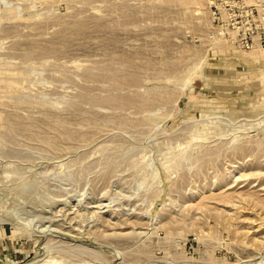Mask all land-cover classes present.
I'll return each instance as SVG.
<instances>
[{
    "label": "rangeland",
    "instance_id": "rangeland-1",
    "mask_svg": "<svg viewBox=\"0 0 264 264\" xmlns=\"http://www.w3.org/2000/svg\"><path fill=\"white\" fill-rule=\"evenodd\" d=\"M262 201L264 0H0V264H264Z\"/></svg>",
    "mask_w": 264,
    "mask_h": 264
},
{
    "label": "bare ground",
    "instance_id": "bare-ground-1",
    "mask_svg": "<svg viewBox=\"0 0 264 264\" xmlns=\"http://www.w3.org/2000/svg\"><path fill=\"white\" fill-rule=\"evenodd\" d=\"M185 16V15H184ZM245 175V174H244ZM224 184V183H223ZM227 184V183H226ZM226 184L224 185V186H226ZM224 186H223V188H224ZM216 187H218V186H216ZM222 192V191H221ZM220 192V195H219V199L220 200H222V201H225V202H228V201H231V196H230V194L229 193H226V192H223V193H221ZM213 194V193H212ZM215 194V193H214ZM199 195V194H198ZM218 195V194H217ZM216 194H215V196H217ZM250 196V195H249ZM257 196V195H256ZM256 196H254V197H256ZM209 196H207V198H208ZM253 197V196H252ZM202 198V197H201ZM204 198H206V197H204ZM206 198V199H207ZM257 198V197H256ZM259 198L260 197H258L257 199H258V202L260 201L259 200ZM256 199V200H257ZM202 200H203V198H202ZM255 200V199H254ZM201 201V200H200ZM200 201H198V202H200ZM261 202V201H260ZM263 203H264V201H262ZM208 205V204H207ZM203 207V206H202ZM204 207H206V205L204 206Z\"/></svg>",
    "mask_w": 264,
    "mask_h": 264
}]
</instances>
